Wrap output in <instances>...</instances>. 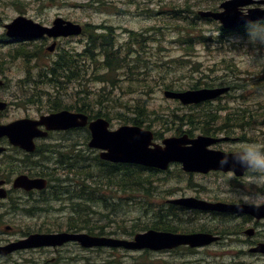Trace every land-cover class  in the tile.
Here are the masks:
<instances>
[{
    "label": "rangeland",
    "instance_id": "obj_1",
    "mask_svg": "<svg viewBox=\"0 0 264 264\" xmlns=\"http://www.w3.org/2000/svg\"><path fill=\"white\" fill-rule=\"evenodd\" d=\"M221 1L225 0H0V38L1 35H4L0 39V56L8 57L11 51L14 52L19 47L17 42H6L9 39L5 36L4 29L5 24L10 23L19 15L33 20L41 19L49 21L56 16H60L72 21L88 22L90 23L88 26L89 36L94 33L96 37L104 34L106 29L95 25L111 26L115 29L118 43L122 44V46L132 39L131 48L137 55L133 58H129L126 53L120 55V58L124 57L129 61L130 65L128 68L126 65L124 69H119L120 75L122 74L121 72H125L126 75L118 83L116 92L112 90L109 94L104 95V98L102 97V93L98 91L102 88V84L93 80L102 72V66L99 64V61L106 59L105 53L96 45L97 59L92 63L91 73L89 72V75L91 74L90 81L87 86V89H89V100L86 99V101L89 104L83 105L80 103L81 108H84L85 112L91 115V118H94L97 112L109 116L113 128L123 125L119 120L127 121L133 118L132 112L139 109L142 110L141 120L149 122L157 118V115L149 109L156 110L158 114L166 112L167 115L163 126L162 121H156L151 123V125L149 124V128L158 130L161 134L178 133L179 129L183 126H193V120L191 121L192 117L188 110L180 107L178 104L167 101L163 97L166 85L183 88L198 82L197 78L200 75V78L203 76L214 78L217 68L226 67L227 65V62L223 61V58H230L231 60L233 58L237 62V66L242 70L256 67L258 64L264 62L263 59L258 57V54L253 52L246 57L244 52L252 51L249 42L253 43V41L244 38L224 37L226 41L222 42L221 45L216 43H211V45L195 43L194 46H191V53L195 55H191L187 59L183 56L186 54L183 45L174 43L179 38V35L187 36L191 34L192 39H197L196 36L204 32L210 33L204 38L215 40V34H211V31H214L217 25L201 22L197 26L190 27L186 23L181 24L177 16L172 15V10L189 7V12L193 11L197 13L199 10H207L214 6L218 7L217 5ZM228 39H231V41H227ZM97 40L95 41L96 43ZM196 50H198L197 55ZM9 60L10 63H6L0 70L4 73L12 94L11 98L8 96V99L17 101V103L11 106L7 121L24 117L26 114H38L44 106L40 104L29 106V98L20 95L23 89L19 87V80L22 79V66H25V64L18 59ZM169 60H172L173 63H168L167 61ZM250 62H253V64L251 65ZM68 79L69 77L65 76L63 69L54 74L55 89L54 98L51 101L55 102L59 100L63 105L70 104V98L59 97L65 89V94H69L71 84L68 82ZM30 81L35 88L38 87V83L40 82L38 76ZM41 85L45 87L44 84ZM251 90L250 98L258 100L257 94L260 91L258 85H254ZM114 95L117 98H115L116 100L114 99L115 101L109 99ZM250 102L252 103L251 100ZM72 104L76 105L75 99H72ZM147 106H149V109ZM258 120L259 117H256L251 123L252 127L248 133L251 143H256L257 141L264 143V119L262 121L263 125L255 124ZM239 124L241 123H237L236 126ZM255 125L256 127H254ZM202 127L199 126L198 129ZM243 129L239 130L243 131ZM73 143L74 141L70 134H54V155L59 150L70 148ZM13 167L14 170H11L12 177L23 173L19 170L18 166L13 165ZM59 167L64 166L59 164ZM97 170L98 173H101L99 168ZM97 170L93 164L87 168L89 185L83 192L84 198L77 199L81 201L80 203L75 202L72 204L75 200L72 195L74 192L71 193L69 187H65L64 192L58 195V200L49 198L39 202L38 205L32 204V207L35 209L30 211L32 220H35L45 229L54 227L56 228L55 230H61L66 229L69 217L71 214H75L77 225L86 224L105 233H114L115 235L113 234V236H119L122 234V230L118 229L116 224L112 225L115 220L125 227L130 226L133 220L137 218H141V220L134 222L136 226L144 225L148 220L145 215L141 217L142 211L139 208H126L124 203H127L128 198L131 196L147 200L146 203L149 205L150 210H152L153 207L165 205V201L168 198L182 196L199 197V195H211L218 193V191L220 193L214 195H224L228 192L222 184L217 185L215 181L211 180L204 182L202 184L204 191L199 192L198 184L202 183L199 177L185 174L179 168L171 167L167 175H160L162 177L167 176L170 181L167 182L166 180L163 184H158L157 187L153 188V194L147 195L144 189L139 191L129 190L124 192L125 195L118 194V192L113 193L114 197H123L121 204L124 206L113 204L114 208L108 210L105 208L104 202L96 204L97 201H91V199L95 200L97 196L92 195L93 185L90 182L102 187L101 190L106 195L110 194L109 190L103 186L104 179L100 178L99 175L94 176L91 174V172L96 174ZM17 203L16 201L15 204ZM101 205L104 209L100 208ZM15 211L11 216L6 215L0 218V230L4 231L7 226L12 228L13 234H17L23 230L22 218L25 214L21 209H16ZM164 213L166 212L164 211ZM100 218L108 222L99 221ZM163 218H169V215L164 214ZM181 220L182 224L190 223L189 227H197L200 224H207L208 227L215 224L232 227L239 219L236 218L235 221L228 218L212 220L208 216L187 212V214L182 216ZM214 248L221 253H227L228 256L209 262H195L194 260L188 261L187 255L180 256L175 254L167 258H176L178 262H168L165 256L162 258L149 254L93 250L90 252V257L91 264H112L106 262H113V260L121 264H229L231 262H263L261 260L254 261V259L249 257H231L242 248L238 243H232L227 247L216 245Z\"/></svg>",
    "mask_w": 264,
    "mask_h": 264
},
{
    "label": "flooded vegetation",
    "instance_id": "obj_2",
    "mask_svg": "<svg viewBox=\"0 0 264 264\" xmlns=\"http://www.w3.org/2000/svg\"><path fill=\"white\" fill-rule=\"evenodd\" d=\"M72 22L80 26V29L76 31V36H68L54 41L43 35L37 40L23 41L22 45L28 48L30 52L29 54L23 53L21 55V61L29 64V66L24 69L25 73L19 84V87L23 89L20 95L29 98V106L38 104L44 106L38 114H26L24 117L36 120L43 115L54 113V102L51 101L54 98V73L60 69H63L67 73L69 77L68 82L71 84L69 94H65V89L59 95V97L71 99L70 104L64 106L73 112L87 114L85 109L81 108L80 103L85 105L88 103L86 99L89 100V89H87V86L90 81L89 72H91L92 56L91 38L88 34V26L90 24L80 21ZM42 24L50 26L53 22L51 24L42 22ZM103 28L115 34V30L111 26H103ZM113 50L115 51V58L119 59L118 50ZM2 62L3 66L6 65L8 62L7 58L4 57ZM261 69L249 67L241 77L236 76L232 70L226 69V67L217 68V70L222 71L221 76L212 78L209 83L211 87L208 86V88L226 87L228 89L227 92L214 100L197 105L180 106L195 116L193 126H183L180 128L181 132L172 134H161L160 131L151 129L155 136V142L160 143L164 137L180 136L185 133L191 138L204 136L213 139L214 144L209 149L214 151L223 152L226 147L235 149L242 143H251L248 135L252 127L251 121H249L251 118V108H255L254 113L256 117L257 115L261 116L257 125H263L262 121L264 118V115H261L264 113V72H261ZM28 71L42 77L45 76V78L48 76L47 73H50L51 82H46L44 84L45 88L41 85L42 81H40L38 87L35 88L31 84V81H29ZM3 74L0 72V77L4 80V85L0 88V101L6 102L7 106L4 110H0V122L7 123L8 112L11 106L17 103V101L8 99V96L11 98L12 94ZM200 76L197 78L199 86L201 85V81L205 82L208 79V76H203L202 78ZM254 85H258L260 88L258 100L250 98L251 88ZM205 86L207 84L203 85V87ZM72 99L76 100V105L72 104ZM192 111H194V114L191 113ZM87 115L90 120L89 114ZM237 123L241 124L236 126ZM199 126L203 127L198 129ZM241 128H244L243 131L239 130ZM41 129L44 130V127ZM54 134H70L76 150L83 151L86 162L90 160V149L88 147L90 131L87 126L68 131H48L44 135L33 139L34 150L31 152L12 147L6 137L0 138V148H2L0 152V194L2 191L5 193V198L0 199V218L6 215H13V211L16 208L14 203L16 201L25 214L22 218L23 230L21 232L13 234L10 226L5 227L4 231L0 230V264H91L90 252L96 249H84L78 243L74 242L55 246L19 248L6 253L3 250L10 247L12 243L29 237L31 234L54 233V227L51 230L43 228L35 220H32L30 214V211L35 210L32 204L38 205L43 200L54 198ZM256 143H259V141ZM12 153H17L19 158L11 156ZM13 165L18 166L20 168L19 170L23 172L21 174L26 175L30 179H44L46 181V187L44 189L29 190L24 188L14 189L13 181L15 177L11 176V170H14V167L12 168ZM173 167L180 168L179 165H173ZM228 174L229 172H223L221 170H210L205 174L197 173L190 175L197 176L202 181L201 184H198L199 192L204 191L202 184L211 180L213 182L215 181L217 185H223V183L227 182L231 186L230 189H227L228 191L236 194L242 193L243 186L239 184V178L241 176H236L233 173V176L229 178ZM166 178L167 176L164 177V179ZM222 178H227V180L225 181ZM218 193L220 192L218 191ZM218 193L207 194L205 196L199 195L198 198L208 202L236 203L228 194H224L225 196L214 195ZM177 207L182 210L181 207ZM205 214H207L205 216L224 215L234 220L237 218L239 220L236 224L241 222L245 224L237 228H227L222 229L223 231L213 232L219 236V240L202 249L179 247L159 252L158 254H163L168 259V262H178L176 258H167L168 256L175 254L181 256L187 253L190 254V257H186L188 261L209 262L228 256L225 252L221 253L217 251L214 246L222 245L227 247L232 243H238L242 248L231 257H249L254 259V261L261 260L263 262H231L229 264H264V255L251 252L259 244H264V219L257 220L249 215H225L216 212ZM173 232L182 233L180 230ZM184 261L186 262V260Z\"/></svg>",
    "mask_w": 264,
    "mask_h": 264
},
{
    "label": "water",
    "instance_id": "obj_3",
    "mask_svg": "<svg viewBox=\"0 0 264 264\" xmlns=\"http://www.w3.org/2000/svg\"><path fill=\"white\" fill-rule=\"evenodd\" d=\"M250 3L249 0H228L221 4L222 12H200L202 17H212L221 21L224 27H232L244 23L249 19L264 17L263 10L250 11L249 15H243L238 12V7ZM264 3V2H263ZM62 34L71 33L69 29L70 23ZM168 98L181 99L183 103H194L215 96V93L208 90L188 91L182 93L165 92ZM80 119V121H78ZM41 120L46 125L47 129L64 130L72 127L84 126L86 117L79 114H73L67 111L56 113L54 115L44 117ZM29 120H18L7 125H0V137L7 136L11 143L26 147L24 141L29 140L35 135ZM39 123V122H37ZM35 122L34 125L37 124ZM31 126V128H30ZM91 141L92 148H98L103 151L100 154L102 159L120 162V163H135L143 166H153L160 169L167 167L170 162L182 164V168L187 172H207L210 169H220L217 165V160L222 153L208 151L206 147L212 142L205 137H198L194 140L182 138H169L163 141L164 148L154 146V149L149 148L151 144L152 134L149 131H143L138 127L123 126L116 131H108V123L104 119H96L91 122ZM189 144V146H186ZM27 148V147H26ZM30 149V148H27ZM228 163H230L228 161ZM226 163V164H228ZM223 168V167H222ZM236 171V170H235ZM241 173V172H237ZM40 181H28L26 177L19 176L15 180V187H40ZM190 208H199L205 210H215L220 212H241L250 213L256 217H264L262 210L264 207L253 208L245 205H231L224 203L209 204L198 201L195 198H185L175 201ZM204 204V205H202ZM52 235L37 236V239H32L30 245L61 243L63 241L78 240L83 246H109L123 247L125 249H152L160 250L172 248L181 244H188L191 247L203 246L213 242L216 237L209 234L194 233L175 235L166 232L147 231L137 234L132 241L117 240L105 237H89L86 234L70 235L66 233ZM20 247V246H18ZM14 248V247H13ZM12 248V249H13ZM264 251V248L262 249Z\"/></svg>",
    "mask_w": 264,
    "mask_h": 264
},
{
    "label": "clouds",
    "instance_id": "obj_4",
    "mask_svg": "<svg viewBox=\"0 0 264 264\" xmlns=\"http://www.w3.org/2000/svg\"><path fill=\"white\" fill-rule=\"evenodd\" d=\"M264 21V17H257L249 20L248 23H259ZM216 34V33H215ZM259 36V43L264 45V32H250V40L255 41ZM232 159H238L242 162H247V167L243 168V175L239 178V184L243 186V192L240 194L228 191V195L240 204L248 205L253 208H258L264 205V143H242L238 148L232 149L226 147L217 160V165L223 167ZM230 171L228 177H232ZM227 180V178H222ZM225 189H230V184L223 183Z\"/></svg>",
    "mask_w": 264,
    "mask_h": 264
},
{
    "label": "trees",
    "instance_id": "obj_5",
    "mask_svg": "<svg viewBox=\"0 0 264 264\" xmlns=\"http://www.w3.org/2000/svg\"><path fill=\"white\" fill-rule=\"evenodd\" d=\"M100 35H102V34H100ZM100 35H98L97 37L99 38ZM97 37H96V35H94V33H92L91 36H90V38H91L92 41H96L98 39ZM103 53H105V52L103 51ZM104 56H105V58H107V55L106 54ZM65 76H67V75L65 74ZM99 78L100 79H103V76H99ZM96 79H98V78H96ZM166 86H167L166 88L172 87V85H166ZM193 87H195V86H193ZM132 113H133L134 116L130 120H132L134 124L140 125V122L142 121L141 120L142 119V115H141L142 110L139 109L138 111L136 110L135 112H132ZM99 116L105 117L106 115H103L101 112H97L96 115H94L95 118L96 117H99ZM193 119L194 118H191V121ZM178 132H181V130L179 129ZM128 168L129 167H122V169L120 170V173H119L120 174V177H121V180L128 182V186L129 187L128 188H124V190L131 189V188H137L138 191L141 190V189H144L145 192H146L147 189H148L147 183H146V181H148V178L143 176V173H142L141 170H130ZM76 173L77 172H74V174H76ZM80 174H82V173L80 172ZM107 178L109 180H114L111 177V174L109 176H107ZM57 180H58V183L57 184H54V197L56 196L55 195L56 189L57 188H61V187H66V183H67V182H64V181H59V179H57ZM69 185L73 187V190H74V192H75L76 195H80L79 191L80 192H83V185H84L83 184V179H81L80 184L75 182V183H72V184H69ZM80 198H82L81 195H80ZM104 198L105 199H102L103 200L102 202H104L105 208L108 209V210H112L114 208V206H113L114 203H111L112 202L111 197H104ZM77 199L78 198H76L72 202V204L75 203V202L76 203H80L81 202V201H79ZM91 201H93V200H91ZM96 201H99V199L97 198ZM99 221H104V219L103 218H100ZM69 225L71 227H74V226L76 227L77 226V218H76V215L75 216H71L69 218ZM133 227H136V226H133ZM157 227H159V224L158 223H156V222H149L147 224L140 225L139 227L137 226L136 228L131 229L130 232H129V234H133L137 230H143V229H148V228H157ZM94 231H96V228L95 227H91L90 230H89L90 233H93ZM98 233H102V232H98Z\"/></svg>",
    "mask_w": 264,
    "mask_h": 264
},
{
    "label": "bare ground",
    "instance_id": "obj_6",
    "mask_svg": "<svg viewBox=\"0 0 264 264\" xmlns=\"http://www.w3.org/2000/svg\"><path fill=\"white\" fill-rule=\"evenodd\" d=\"M87 115V114H86ZM88 116V115H87ZM89 117L91 118V115H89ZM95 118V117H94ZM96 118H98V117H96ZM153 143V145H155V146H157V144L155 143V142H152Z\"/></svg>",
    "mask_w": 264,
    "mask_h": 264
}]
</instances>
